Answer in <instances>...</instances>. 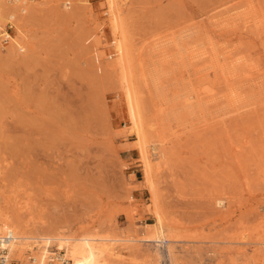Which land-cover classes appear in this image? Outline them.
Instances as JSON below:
<instances>
[{
    "label": "rangeland",
    "instance_id": "obj_1",
    "mask_svg": "<svg viewBox=\"0 0 264 264\" xmlns=\"http://www.w3.org/2000/svg\"><path fill=\"white\" fill-rule=\"evenodd\" d=\"M40 1L30 15L32 46L0 54V192L24 207L25 220L43 236L82 229L132 237L155 228L156 200L109 52V1ZM236 8L256 24L233 35L213 30L209 19L241 13ZM121 16L144 122L153 121L159 103L174 107L168 123L161 121L175 130L164 145L169 157L151 180L165 235L179 240L171 244L176 263L264 264V0H128ZM222 50L235 60L223 71L214 59ZM188 52L206 57L189 60ZM190 93L202 103L192 115L181 105ZM171 120L188 130L179 132ZM158 125L148 128L152 136L164 128ZM220 196L223 208L214 205ZM130 245L111 264L155 263L154 249L160 264H169L167 242Z\"/></svg>",
    "mask_w": 264,
    "mask_h": 264
},
{
    "label": "bare ground",
    "instance_id": "obj_2",
    "mask_svg": "<svg viewBox=\"0 0 264 264\" xmlns=\"http://www.w3.org/2000/svg\"><path fill=\"white\" fill-rule=\"evenodd\" d=\"M45 1H46L45 3L48 2L47 0H45ZM108 1L110 3V9L108 11L110 18L108 17L109 23L107 26L109 28V34L111 37V46H112V47L110 46L111 50L109 52L113 56V60H114V63L116 65V68L118 67L121 70V82L123 84L124 98H125L124 100H125L126 106H127L126 112H127L128 118L130 120L131 126L133 128L132 129L133 131L132 130L131 131L134 133V136H135L136 141H137L136 148L138 151L139 159L141 161L143 179H144L145 184L148 185V186L147 185L146 186L149 187V190L151 189V192H149V194L151 193V195H152V196L150 195L151 202L154 204L155 201L153 202V200H156L155 208L153 209V215H154L156 227L151 228V229L149 226H148V228H142L141 231L139 232V234H137L136 233L137 231H135L137 236L131 235L132 237H130V235L129 236L128 235L122 236V237L121 236L117 237L118 235L117 236H112V235L111 236H109V235L103 236V235H100V234L94 233V232L92 234L91 233L90 234H83L82 229L73 235H68L65 232L57 231L55 233L48 234L47 236H43L44 234L43 235L42 234L40 235V233L36 234V230L33 229L34 225L33 226L29 225L28 220L27 219H26L27 221L25 220V217L23 215L24 207H20V206L18 207V205L11 199L5 200V198L2 195V192H0V235L5 234L7 231L8 232L10 231L14 236V240L8 246V254H9L10 261H11L10 264H13V261H15L19 264H53V261H62V260L65 261L66 264H111L113 261L115 262V260H119V259L121 260V257H123L122 256L123 250L127 251V250L132 249L131 248L132 246L130 244H132L133 246H135L134 244H136V246L134 248L137 249L139 247V244L152 243V244H154L153 246L155 248V247H158L159 244H164L166 242L169 243V246H167L166 250H165L166 254H167L166 256L168 257V262H169V264H177L176 263V261L178 259V257H177L178 254H176L177 250H176V247L172 246L171 244H173V245L177 244V243H179V240H177V239L174 240V239L167 237L165 235V232H164V228H165L164 222L165 221H164V217H163L164 213L162 216V212H161L162 210L160 211L159 210L160 208L158 209L156 206V205H159V203L157 204V199L159 201V198L157 195V199H155L156 198L155 194H156L157 190L154 191L155 189L153 190V187H152V185H153L152 180L154 179V178L152 179V177L154 176V174L156 177V175L159 173L160 169L164 168V166H166L165 164H166L167 159L169 157V156L167 157V153H170V151H169L170 149L168 150L167 146H166L167 149L166 150L164 149V145L168 142L166 137L168 138V136L173 135L174 131H175L174 130L172 132V128H173L172 126L173 125H171L170 127H168V128H170V130L168 129L170 134L168 133L167 135L161 136L160 135L161 133H159V134L156 133L157 131H159V129L156 131V127L158 125L157 122H159V125H158L159 128H162V126L165 128V129L162 128L164 130V131H162V133H164V132L166 133V131H168V130H166L165 126L168 123V120L166 119L165 116H169V114L167 112H170L172 110V108H174V107H172L173 104L171 105V108H168V107H165V105H166L165 103L164 104L159 103V105H158L159 106V112L156 113L153 121L151 120V122H149L148 124L144 122L143 114H142V110H141V105H140V102L138 100L137 94L135 93V86H134L133 80L131 78V71H132L131 66H132L133 62L131 61V56H130L131 53H129L130 50L128 48L127 38H126L125 32H124L125 31L124 30L125 29L124 23H123L124 17L122 18V16H121L123 11H124V7H125L128 0H108ZM35 3H36L35 0H0V23L2 25H5V24L12 25V27H13L12 33L14 34V35H12V33H11V36H10L8 42L6 43V45H4L0 41V54L3 52H8V53L10 52L11 54L12 53L14 54L15 52L20 53V52L26 51L30 46H32V44L30 42V35H28V33H30V30L28 28H29V25L31 24L30 23L31 22V16L30 15H32L31 13H33V11L35 9L39 11V9H38L39 7L35 8ZM41 4L44 5V1H42ZM48 4H49V2H48ZM37 5H38V3H37ZM239 9L240 8H238L237 10H239ZM230 10L233 11L232 9H230ZM230 10H229L230 14H229V12H227L225 14L221 13V15L215 17V19H212V18L209 19V21L213 20L210 22V25L212 26L213 30L219 31L221 33H227L228 35L229 34L233 35V33L238 31V30L247 29V27L249 26L248 24L256 22L253 17H247V15L250 16V13L249 14L247 13L245 15V14H243L245 12H241V10H239L241 13L234 14L235 13V10H234V13H233L234 15L233 14L231 15ZM226 11L227 10H225V12ZM257 22H259V21H257ZM262 23H264V22H262ZM196 30L199 31L200 28L196 29ZM175 44H176V42H175ZM145 46H146V44H145ZM147 47H148V45H147ZM226 48L228 49V47H226ZM142 49H143V47H142ZM156 49L157 48H153V49H151V51L146 50L147 51L146 53H148V52L152 53L153 51L155 52V51H157ZM161 51H162V49H161ZM161 51H160V53H159V51L157 52L160 54L159 56L161 57V58L158 57L159 58L158 61H160L162 64H165L164 63L165 59L162 57ZM163 53H165V52H163ZM189 53L190 52H188V54ZM225 54H227V55H225ZM165 55H167V54H165ZM199 55H195V54L190 53L187 56V59L193 60V59H196V58L201 56V55L200 56ZM203 55L205 56V54H203ZM179 57H180L179 59L181 60V56H179ZM207 57L209 58V56H207ZM184 58H182V59L184 60ZM151 59H152V55H151ZM214 59L217 61V63L221 62L222 65H220V66L218 64L217 65H218L219 69H222V71H223L224 67H226V66L229 67V66H231V64L233 65L235 62V60L232 58V55H228V53H225L223 50L220 52L217 51ZM139 60H140V58H139ZM186 60H184V61H186ZM154 63H156V62H154ZM214 71H215V69H214ZM193 73H195L194 75L197 74L196 71H193ZM247 80H248V84H251V83L257 84V82L255 80H252V81L250 79H247ZM262 87H264V86H262ZM206 93H208V92H206ZM192 94L191 93L188 94L186 96V98H184L185 101L181 104L186 109H190L188 112L191 113V115L193 112H196L195 109H197V107L200 108V106H201L200 104H202L201 100H199L200 97H198L195 94L194 95H192ZM209 94H207V95H209ZM212 96L215 97V95L210 94L208 99L214 98ZM206 98H207V96H206ZM258 98H260L259 101L264 100V89L260 90V92L258 93ZM202 101H203V99H202ZM171 102H173V101L171 100ZM169 107H170V105H169ZM154 108H157V106ZM168 109H170V110H168ZM229 110H230V108H229ZM171 114H173V113H171ZM169 117H167V118L169 119ZM164 120H167L165 126H164V123L161 122ZM171 121H173V120H171ZM152 122H153V124H152ZM179 122L178 123H176V121L174 122V123H176V126L174 125L175 128L183 125V123H184V122L182 123V121H179ZM155 125H156V127L154 128V131H156L155 132L156 135L154 134V136H152L153 135V132H152L153 128L152 127H154ZM190 125L189 126L187 125V128H189V131L193 128V123H192V126H190ZM194 125H196V124H194ZM167 126H169V124ZM148 128H152V129H148ZM147 129L150 130V131H148V134L146 132ZM184 129H186L185 126L183 129L179 127V129L177 128L176 130L181 132ZM161 130L159 132H161ZM186 130H188V129H186ZM192 130L194 132V129H192ZM189 131H187V132H189ZM179 132H178V134H179ZM185 132H183V133H185ZM149 133H152V134H150L151 136L149 135ZM146 134L149 135L150 137H148ZM166 151H168V152H166ZM149 152L151 153L150 155H149ZM221 197L222 196H220L219 198H215V199L213 198L215 207L223 208L225 206V204H226L225 198H221ZM29 223H31V222H29ZM133 236H135V237H133ZM232 242L227 241L226 243L230 244ZM239 242L241 243V241H239ZM212 243L213 244H220L218 241H215ZM115 244H119L118 246L123 247V248L117 249ZM260 244L264 245V243H260ZM53 246L56 247L58 249V251L61 250L62 252H64V254L61 255L56 251H54V252L50 251V248ZM153 246H152V248H153ZM215 249L212 248L211 253L214 254L217 252V254H220V256H222L223 254L226 253L224 249L222 250V252H219V253ZM154 250H149V251L152 253V254L150 253V256L152 255V259L154 260L155 263L151 262L149 264H160L159 260H160L161 256L159 255L157 250H155V251Z\"/></svg>",
    "mask_w": 264,
    "mask_h": 264
},
{
    "label": "built area",
    "instance_id": "obj_3",
    "mask_svg": "<svg viewBox=\"0 0 264 264\" xmlns=\"http://www.w3.org/2000/svg\"><path fill=\"white\" fill-rule=\"evenodd\" d=\"M13 31V27L10 24L2 25L0 23V41L6 45L8 42L11 33ZM14 240L13 234L7 231L5 234L0 235V264H10V258L8 254V246ZM64 252L61 254L63 255ZM58 264H66L65 261H58Z\"/></svg>",
    "mask_w": 264,
    "mask_h": 264
}]
</instances>
